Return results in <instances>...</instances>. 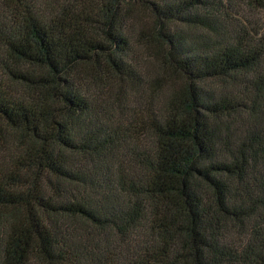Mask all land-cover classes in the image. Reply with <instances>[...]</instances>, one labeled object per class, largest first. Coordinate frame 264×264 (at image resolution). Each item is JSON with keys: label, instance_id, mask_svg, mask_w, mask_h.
Here are the masks:
<instances>
[{"label": "trees", "instance_id": "obj_1", "mask_svg": "<svg viewBox=\"0 0 264 264\" xmlns=\"http://www.w3.org/2000/svg\"><path fill=\"white\" fill-rule=\"evenodd\" d=\"M260 10L0 0V264H264Z\"/></svg>", "mask_w": 264, "mask_h": 264}, {"label": "rangeland", "instance_id": "obj_2", "mask_svg": "<svg viewBox=\"0 0 264 264\" xmlns=\"http://www.w3.org/2000/svg\"><path fill=\"white\" fill-rule=\"evenodd\" d=\"M254 20H258L260 24L264 23V10H260L255 17H253ZM144 64V65H143ZM143 69H145L151 76H154L155 73L153 72L155 70V66L152 65L149 69L146 67L145 62H143Z\"/></svg>", "mask_w": 264, "mask_h": 264}]
</instances>
